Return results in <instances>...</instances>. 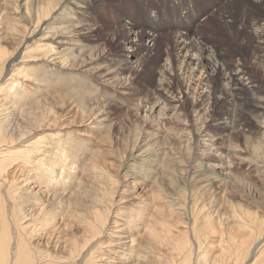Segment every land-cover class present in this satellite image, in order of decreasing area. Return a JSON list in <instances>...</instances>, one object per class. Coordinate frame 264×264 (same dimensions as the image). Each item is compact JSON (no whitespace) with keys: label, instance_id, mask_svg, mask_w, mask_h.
Returning <instances> with one entry per match:
<instances>
[{"label":"rangeland","instance_id":"rangeland-1","mask_svg":"<svg viewBox=\"0 0 264 264\" xmlns=\"http://www.w3.org/2000/svg\"><path fill=\"white\" fill-rule=\"evenodd\" d=\"M46 1H57L58 9L49 16L46 26L42 25L43 33L37 32L38 28H30L28 33L24 26H28L29 21L35 22L34 7L40 2L0 0V15L3 14L1 10H5L0 28H7L8 31V38L1 37L0 45L10 50L8 57L12 55L13 47L18 48L22 43L30 54L34 41L51 43L57 51L61 36L57 27L61 24L59 21L64 24L66 19L60 13L70 14L64 26L71 28L72 45L69 52L60 54L64 60L59 62V55L46 57L47 52L43 49L32 52L33 57H28L27 53L23 54L24 58H21L22 54L19 55L21 64L15 68H22L26 76L17 75V79L20 78L17 90L23 94L18 95L19 100L17 96L11 97L6 93L7 90L0 94L3 96L0 97V106L6 107L4 115L0 114V119L5 118L3 121L6 125H3L7 126L4 128L6 135H12L15 142L19 134L25 135L14 145L6 146L20 148L21 144H25L27 150L37 148L39 154L34 159L42 158L44 166L53 169L51 174L39 175L35 170L28 171L16 157L9 156L13 164L6 167L8 170L5 171V177L9 176L10 180L14 177L11 190L15 189L17 206L25 210L26 214H31V217L35 216L31 221L36 224L33 226L36 230L29 240L31 246L39 250L40 260L46 258L42 264L55 261L54 254L60 256L62 261L79 257L75 255L79 249L71 253L68 239L74 236L77 247H81L84 235L83 223L80 224L79 220L83 222L85 217L96 228L92 240L86 248L83 247L94 257L89 264H177L180 261L177 259L182 258L188 250H191L190 264H211L206 260L218 254L231 264H243L250 257L246 253L243 259L237 260L235 248L239 239L231 236H240L236 233H244L247 238L243 237L248 242L261 237L259 247L262 250L264 128L259 121L247 117L244 112L239 115L236 125L232 122L231 130L221 128L222 124L231 122L234 116L232 110L226 111L220 107L217 95L212 93V82H207L210 73L207 72L208 68L194 73L189 71L183 77L180 75L183 83H176L171 77L166 78L173 68L176 71L183 66L177 57L174 58L171 50L170 0H96L93 6L83 10L77 8L73 0ZM234 1L229 2L231 4ZM244 1L246 4L241 8L243 12L249 7L248 0ZM254 2L260 8L256 5L253 7L258 13L264 14V0ZM196 3L200 4L201 1ZM213 3L215 5L209 7V13L213 15L217 10L222 11L223 15L200 14L199 21L207 23L199 28L202 36L197 42L204 39L213 49L220 46L226 55L225 61L245 66L248 72L245 77L259 85L264 94V58L260 57L259 49L250 42L245 30L251 27L250 24H255L256 19H246V24H242L237 20L241 15L237 6L234 9L230 6L222 8L219 0ZM146 8L158 15V18H153L157 28L153 33L158 36L155 41H143L147 49L140 53L141 63L131 64L132 70L128 68L124 31L114 29L113 25L131 20L142 28L143 17L149 16ZM255 9L251 11L253 15L257 14ZM179 11L180 14L182 10ZM73 20L76 21L75 26H72ZM179 20L185 24L181 17ZM260 20L264 22V16ZM144 30L148 31L147 28ZM42 34L46 38L43 39ZM21 46L19 49L22 52ZM198 46L194 47L198 50ZM192 53L198 55L196 50ZM160 69L166 73L164 79H159ZM106 75H113L116 82L105 84L103 79ZM158 80H161L160 85ZM8 81L13 85L11 79ZM8 81H1L0 86ZM229 84L225 82L223 87H229ZM187 90L190 95L185 98ZM61 96L65 100H61ZM179 98L184 100L183 107L177 106L175 102ZM3 103H6L5 106ZM221 103L227 105V102ZM149 108L153 109L150 116L147 113ZM159 108L162 112L168 110L157 118L155 114ZM135 110L139 113L142 110L143 115L146 113L149 121L143 122L136 117ZM200 110L205 112L204 116L195 121L193 112ZM175 112L179 113L174 115L178 118L170 116ZM48 114L50 117H47ZM80 120L82 122H78ZM194 131L198 134H194ZM44 169L40 167L39 172H45ZM49 177L52 181L47 180ZM61 225H65V228ZM52 226L59 228L56 230ZM149 228L170 231L171 240L168 236L164 245L156 243ZM182 237L191 246L187 244L185 251L174 247ZM115 240L119 243H115L114 250L109 249V244Z\"/></svg>","mask_w":264,"mask_h":264},{"label":"bare ground","instance_id":"bare-ground-1","mask_svg":"<svg viewBox=\"0 0 264 264\" xmlns=\"http://www.w3.org/2000/svg\"><path fill=\"white\" fill-rule=\"evenodd\" d=\"M46 1V0H45ZM43 2V0H37V2H40L35 8V12H36V17H35V22L33 21H29L27 24L28 26H24L25 30H27V32L29 33V31L31 30L30 28H38L37 32L40 31V33L42 32L43 28L42 25L44 24V26H46L47 22H48V18L49 16L56 12L55 10L58 9V5L59 3H57V1L54 2ZM67 1V0H65ZM75 1V3L77 4V8L79 9H87L88 7H90L91 5L93 6L94 2L96 0H73ZM201 1L200 4H197L196 2ZM226 0H219L220 5H223V3ZM230 0H228L227 3H225L223 5L222 8H228L229 6L232 7L231 9H234L235 6H237L240 10H241V15L239 16V18L237 19L238 22H241L242 24H246V19L252 21V18L256 19V23L255 24H250L251 27H247L246 30V36H248L252 43H254L256 45V47L259 49V52L261 53L260 57L263 59L264 58V22H262L260 19L262 18V16H264L263 13H258V10L255 9L253 6L256 5V2H254V0H248V4L249 7L245 9V11H242V6H244L246 4V2L244 0H236L234 2H232L230 4L229 2ZM9 2V1H8ZM214 0H170V4H171V21H170V28L172 30V35L170 37L171 38V45H172V51H173V56L174 58L177 57L179 60V63L183 64V66L178 69V70H173L169 72V75L166 78H173L176 83H180L184 80L181 79L180 75L183 77L185 73L193 72L194 71H201L202 69L205 70V68H208L209 71L207 70V72L209 73L207 82L211 83L212 82V93H215L218 97L217 102L219 103L220 107H223L224 110L226 109V111L228 110H232V116L233 120L229 123H226V125L221 126V128H223L224 130H231L233 127V123L236 125L238 121V117L241 113H247V117L249 116L250 118H254L256 121L260 122V125L262 128H264V94L262 92V90H260L259 85H255L253 84L252 79H249L248 77H245L246 74H248L246 67L243 65H239V64H232L231 62H226L225 61V56L224 53L222 52V50L219 47H215L214 49L212 48V45H210L207 41H205L204 39H201L200 41L197 42L198 39L201 38L202 35H200L199 33V28H202V26L206 25V21H199L200 18V14L201 13H207L208 15H211V13H209V7H213L215 4L213 3ZM10 3V2H9ZM142 3V2H141ZM148 3V2H147ZM154 4V3H152ZM210 4H213L212 6H210ZM219 5V6H220ZM146 7V6H145ZM260 8V6H258ZM95 8V7H93ZM253 8V9H252ZM146 14H148L149 16H144L142 19V28L137 26V23H134L131 20H125L124 24H118L117 23L113 25L114 29L118 28L121 29L122 31H124L125 34V38H124V47L126 48V51L128 52L126 55V58L129 60L128 61V68L131 69L132 66L131 64L134 62L137 63H141L142 61V55L140 54L142 51L144 52L147 47L146 45L143 43V41H155L156 34H154L153 32L157 30V28L154 26V19H156V17L158 18V15L156 12L150 13L149 8H146ZM179 9L182 10L181 13H183L184 15H182L181 13L179 14L178 12ZM221 9V7L219 8ZM256 10L255 12H257V14L253 15L251 12L252 10ZM12 10V9H11ZM29 10V9H28ZM34 10V9H33ZM62 10V9H61ZM178 10V12H177ZM4 9L1 10V12L3 14L0 15V20H3V16L5 14ZM203 11V12H202ZM29 12V11H28ZM218 14L219 16L223 13L222 11H217L215 13H213V15ZM60 15L65 16V22H67L70 19V14L67 12H65L63 14V11H61ZM211 15V16H213ZM72 16V14H71ZM32 17V16H31ZM69 17V19H68ZM181 17V19L184 21L185 24H182L179 20V18ZM222 17V16H221ZM33 18V17H32ZM209 18V17H208ZM61 21L64 19H60ZM80 20V19H79ZM153 20V21H152ZM191 20V21H190ZM51 21V20H50ZM152 21V22H151ZM11 22V21H10ZM64 22V24H62V22L59 21V23H61L58 27H57V31L58 33L60 32V45L58 48V52L55 50V46H53L51 43L48 44H44L42 38L41 40L43 42H32L31 44H33V47H30L31 50L30 52H34V51H42L46 50L47 54H45L46 57H56L57 55H59L58 60L59 62L64 60V57L61 56L63 54H66L67 52L70 51L71 49V45H72V36H71V28L69 26L65 27L64 25L66 24ZM76 21L73 20V25L75 26ZM78 22V21H77ZM228 22V21H227ZM226 22V24H227ZM81 23V22H80ZM225 23V22H224ZM17 24V23H16ZM68 24H70L68 22ZM189 24H191L192 26H189ZM1 25V24H0ZM53 25V24H51ZM82 25V24H81ZM43 26V27H44ZM180 26H184L182 27V29H180ZM197 26V28L195 29V27ZM199 26V27H198ZM223 26V25H222ZM226 25H224L225 27ZM229 26V25H228ZM245 26V25H244ZM243 26V27H244ZM7 27V26H6ZM50 27V26H47ZM77 27V26H76ZM138 27V28H137ZM230 27V26H229ZM228 27V28H229ZM9 28V27H8ZM15 27H13L12 29H14ZM56 28V27H55ZM145 28L148 29V31L144 30ZM231 28V27H230ZM229 28V30H230ZM16 29V28H15ZM40 29V30H39ZM42 29V30H41ZM54 29V28H53ZM86 29V28H85ZM113 31V28H111ZM139 29V30H138ZM141 29V30H140ZM20 30V29H19ZM24 30V29H23ZM24 30V31H25ZM60 30V31H59ZM120 30V31H121ZM138 30V31H137ZM193 30V31H192ZM226 30V28H225ZM33 31V30H32ZM54 31V30H53ZM52 31V32H53ZM56 31V32H57ZM117 31V30H116ZM7 28L3 29L0 28V38L1 39H6L8 38L7 35ZM15 32V30H14ZM13 32V33H14ZM26 32V31H25ZM52 32H50L52 35H54ZM231 32V31H228ZM18 33V30H17ZM23 33V32H22ZM43 33V32H42ZM49 33V31L47 32ZM55 33V32H54ZM32 34V33H31ZM123 34V33H122ZM231 34V33H230ZM12 35V34H11ZM24 34H22L23 36ZM26 35V34H25ZM37 35V34H36ZM50 35V34H46L45 36ZM29 36V35H28ZM160 36V34H159ZM232 36V35H231ZM10 37V35H9ZM27 37V35H26ZM43 39L46 38L42 36ZM247 37V38H248ZM22 38V37H21ZM24 39V37H23ZM22 42V40H21ZM58 42V41H57ZM20 43V42H18ZM46 43V42H45ZM23 44V43H22ZM20 44L18 46V48H14L12 49V55L10 57L9 56V51L6 48H3L0 45V82L1 81H8L11 79L12 83H7V84H3L2 86H0V94L5 91L6 93L10 94L11 97L14 95L15 97L17 96V99L19 98L18 95H22L21 93L19 94L18 92V86L20 87V84L18 83L19 80L17 79V77L21 74L25 77L26 76V71L24 72V70L22 68H19L18 70H16L15 66L17 64H19L21 62H19L18 60V56L22 54L21 58H24L25 56H23V54L29 57L32 56V54H28V52L26 51L27 46ZM18 45V44H17ZM16 45V46H17ZM22 45V46H21ZM196 45H199V49L197 50V47H194ZM22 47V52L19 49V47ZM6 47V46H5ZM217 48V49H216ZM256 48V49H257ZM20 50V51H19ZM28 50V49H27ZM193 50L197 51L198 55H194L192 52ZM72 51V50H71ZM142 52V53H143ZM187 52H188V56H187ZM15 53V54H13ZM45 53V52H44ZM38 54V53H37ZM61 54V55H60ZM37 56V55H35ZM61 56V57H60ZM66 56V55H65ZM33 57V56H32ZM194 57H196V59H193ZM7 59V60H6ZM263 61V60H262ZM67 63V62H66ZM21 64V63H20ZM143 64V63H142ZM180 67V66H179ZM177 69V68H176ZM133 70V68H132ZM161 70V69H160ZM29 71V70H28ZM107 71V70H106ZM165 71V69H164ZM203 71V70H202ZM180 72V73H179ZM111 73V72H108ZM35 74V73H34ZM102 74V73H101ZM103 74H105L103 72ZM166 73L163 72V70L158 72L159 75V79L163 78L165 76ZM18 75V76H17ZM36 75V74H35ZM191 75V74H190ZM107 77L105 79H103V81L105 82V84L107 83H115V79L113 75H106ZM200 76V75H199ZM206 76H204L203 81H205ZM99 78V77H98ZM103 78V77H102ZM24 79V78H23ZM27 79V78H26ZM164 79V78H163ZM201 79V78H199ZM30 80V79H29ZM28 80V81H29ZM169 80V79H168ZM210 80V81H209ZM115 81V82H114ZM160 85V81L158 80ZM25 84H27V80L24 81ZM79 82V81H78ZM166 82V81H165ZM228 82L229 87L225 86L223 87V83ZM21 83V82H20ZM183 83V82H182ZM181 83V84H182ZM180 84V85H181ZM22 85V83H21ZM167 85V84H166ZM179 85V86H180ZM204 85V84H203ZM30 85H28L26 88H28ZM162 86V85H161ZM159 86V87H161ZM22 87V86H21ZM177 87V86H175ZM206 87L209 88L208 84H206ZM255 89H254V88ZM7 88V89H6ZM25 88V87H24ZM44 88V87H43ZM178 88V87H177ZM263 88V87H262ZM185 89V88H184ZM188 89V88H186ZM206 89V88H205ZM32 90V89H29ZM211 91V90H210ZM11 92V93H10ZM26 92V91H25ZM24 92V93H25ZM190 91H186V95L185 98L188 97V94ZM207 92V91H206ZM217 92H219V94H217ZM5 93V94H6ZM183 93V92H182ZM198 93V92H197ZM28 94V91H27ZM30 94V93H29ZM47 94V93H46ZM54 94V93H53ZM61 94V92H60ZM192 94V93H191ZM51 95V94H50ZM67 95V94H66ZM66 95H63L65 97H67ZM7 96V95H6ZM13 96V97H14ZM32 96V95H31ZM36 96V95H35ZM63 96H61V100H65L63 98ZM70 96V95H69ZM179 96V95H178ZM202 96V95H201ZM0 97H3L2 95H0ZM175 97V96H174ZM204 97V96H203ZM228 97V98H227ZM214 98V97H213ZM212 98V99H213ZM39 99V98H38ZM171 102H174L173 98ZM2 100V99H1ZM0 100V102H1ZM6 100V99H5ZM19 100V99H18ZM215 100V101H216ZM227 102V105H223L221 102ZM9 102V101H8ZM11 102V101H10ZM175 102L177 104V106H184V100H180L179 99H175ZM201 102V101H200ZM203 102V101H202ZM214 102V101H213ZM212 102V104H213ZM199 103V102H198ZM216 103V102H215ZM4 104V103H3ZM6 104V103H5ZM4 104V106H5ZM169 104V103H168ZM217 104V103H216ZM215 104V105H216ZM1 105V103H0ZM27 105V104H26ZM167 105V104H166ZM171 105V104H170ZM174 105V104H173ZM61 106H65V105H61ZM67 106V104H66ZM80 106V105H79ZM140 106V105H139ZM143 106V105H142ZM169 106V105H168ZM167 106V107H168ZM238 106V107H237ZM70 107V106H68ZM166 107V106H165ZM172 108H174L171 105ZM216 107V106H215ZM4 108L6 107H2L0 106V114L2 115ZM38 107H36L35 109L37 110ZM67 108V107H66ZM65 108V109H66ZM76 108V107H75ZM74 108V109H75ZM164 108V107H163ZM170 108V109H172ZM195 108V107H194ZM6 110V109H5ZM35 110V111H36ZM81 110V109H79ZM83 110V109H82ZM143 110V109H142ZM142 110L140 111V113L138 112V110H135V116L140 118L143 122L149 121L147 119H149V113L151 111H153L152 108H149V112H147L145 110V112L148 113L149 116H147V114L145 113L143 115ZM168 109H165L164 111H166ZM187 110V109H186ZM205 110V109H204ZM163 111V112H164ZM203 110L200 111H196L193 112L194 113V117L193 119L195 121H197L198 119L200 120L203 116L204 113L202 112ZM74 112V111H73ZM162 109H158L157 114H155V116H158L157 118H159L161 115H165L163 114ZM211 113V111H209ZM44 113V112H43ZM77 113V112H76ZM82 113V112H81ZM188 113V112H186ZM226 113V112H225ZM229 113V112H228ZM68 114V113H67ZM79 114V113H78ZM179 114V113H178ZM176 112L173 113L172 117H177L174 115H178ZM185 114V113H184ZM4 115V113H3ZM2 115V116H3ZM73 115V114H72ZM70 115V116H72ZM167 115V113H166ZM181 115V114H180ZM186 115V114H185ZM192 115V114H191ZM190 115V116H191ZM43 116V115H42ZM50 117V115L48 114L47 117ZM69 116V117H70ZM76 116V115H75ZM74 116V118H75ZM81 116V115H80ZM83 116V115H82ZM169 116V118H170ZM1 117V116H0ZM40 117V116H39ZM77 117V116H76ZM86 117V115H85ZM153 117V116H152ZM44 118V117H43ZM72 118V117H71ZM72 118V119H74ZM82 117H80L81 119ZM90 118V117H89ZM168 118V116H167ZM178 118V117H177ZM232 118V117H231ZM5 119V118H4ZM3 117L2 119H0V264H42V261H46V258L42 261L40 260V255L39 254V250L36 249L35 247H32L30 243L31 238L34 235V231L36 230V228L34 229L33 226H36V224L31 221L32 219H34L35 216L31 217V214L29 215L25 213V210H23L22 208H19L17 206V202H16V192L15 189L11 190L13 187V178L10 180V177L7 176L5 177V171L8 170L6 169V167L8 168V166L12 165L13 163H10L9 161V156H13L16 157L23 165L24 167L30 171V170H35L36 173H39V175L41 174H51V170L50 167L48 166H44V163L42 162V158H35L34 156L38 153L39 149L37 150L34 149L33 147L30 149H25V144H21V147L18 148V146H6V145H11L13 143H16L17 141H20V139L24 138V134H19L18 138L15 139L17 140L16 142L13 140L12 135H6L5 133V126L3 124L4 120ZM8 119V118H7ZM69 119V118H68ZM70 119V120H72ZM191 119V118H190ZM78 120V119H76ZM193 120V121H194ZM22 121V120H21ZM74 121V120H73ZM205 121V120H204ZM77 122V121H76ZM78 122H82L81 120ZM233 122V123H232ZM8 123V122H7ZM202 123V122H201ZM40 124V123H39ZM82 124V123H81ZM6 125V124H5ZM11 125V124H10ZM9 125V126H10ZM79 125V124H78ZM156 125V124H155ZM258 125V124H257ZM260 127V128H261ZM11 128V127H10ZM195 128V127H194ZM192 127V129H194ZM8 129V128H7ZM20 129V128H19ZM191 129V130H192ZM195 130V129H194ZM197 130V129H196ZM259 130V129H258ZM257 130V131H258ZM4 131V132H3ZM24 131V130H23ZM27 131V130H26ZM178 131V130H177ZM22 132V131H21ZM5 133V134H4ZM23 133V132H22ZM186 133V132H185ZM194 134H198L197 131H194ZM198 137V136H197ZM15 138V137H14ZM14 145V144H13ZM6 146V147H5ZM27 146V145H26ZM5 147V149H4ZM30 147V146H28ZM42 150V149H41ZM41 152V151H40ZM45 154V152H44ZM43 154V155H44ZM36 155V156H37ZM42 155V154H40ZM39 155V156H40ZM45 157V155H44ZM22 159V160H21ZM45 160V159H44ZM43 160V161H44ZM106 160V159H105ZM56 161V160H55ZM110 161V160H109ZM49 163V161H47ZM16 163V162H15ZM46 163V164H48ZM45 164V165H46ZM45 167V172L41 173L39 172V169ZM49 170V171H48ZM34 171V172H35ZM10 173V172H8ZM19 173V172H18ZM20 174V173H19ZM10 175V174H9ZM36 176V175H35ZM9 177V178H8ZM12 177V176H11ZM16 178V177H15ZM16 180V179H15ZM47 180H51L50 177ZM11 181V182H9ZM52 181V180H51ZM42 182V181H41ZM38 184V183H37ZM17 186V184H16ZM43 186V185H42ZM11 187V188H10ZM19 187V186H17ZM16 187V189H17ZM93 188V187H92ZM63 190V189H62ZM90 190V189H89ZM79 195V194H78ZM49 200V199H48ZM18 201V200H17ZM85 203V202H84ZM41 207V206H40ZM87 208V207H86ZM26 209V208H24ZM28 209V208H27ZM33 209V208H31ZM201 209V208H200ZM38 210V209H37ZM41 210V209H40ZM43 210V209H42ZM45 210V209H44ZM87 211V210H86ZM85 211V212H86ZM97 211V210H96ZM39 212V211H38ZM36 212V213H38ZM47 212V211H46ZM78 212V211H77ZM89 212V211H88ZM87 212V213H88ZM43 213V212H41ZM247 213V212H245ZM45 214V213H44ZM47 214V213H46ZM45 214V215H46ZM53 214V213H52ZM80 214H83L82 212ZM255 214V213H254ZM29 215V216H28ZM33 215V214H32ZM40 215V214H39ZM38 215V218H40ZM42 215V214H41ZM54 215V214H53ZM84 215V214H83ZM245 215V214H244ZM247 215V214H246ZM47 216V215H46ZM70 216L73 217V215L71 214ZM96 216V215H95ZM211 216V215H210ZM249 216V214H248ZM247 216V217H248ZM255 216L257 217V215L255 214ZM253 216V217H255ZM54 217V216H53ZM78 217V214L77 216ZM81 217H84L81 215ZM80 217V218H81ZM79 218V217H78ZM88 218V217H87ZM87 218L85 217V219L83 218V222L81 220L80 224L83 223L82 227V234L83 236V241H81L80 243H82L81 247H77V244L75 242L76 238L73 236H71V238L68 239L69 245L71 246V253L76 252L78 249L79 251H77V253L75 255H79V257L77 256V258H74L70 261H62L60 260V256L57 255H53L56 259L55 261H48L49 264H89L88 262L92 261L91 259L94 257L91 255L92 253H87V250L84 251V248H86V246L88 245V243L92 240V237L95 235L94 230L96 229L95 227H93L94 225L91 224V222H88ZM53 219V218H52ZM55 219V218H54ZM82 219V218H81ZM211 219V218H210ZM42 220V219H41ZM59 220L61 221V219L59 218ZM30 221L31 223L28 224L27 222ZM32 222L34 224H32ZM54 222V221H53ZM63 222V221H62ZM66 222V221H64ZM63 222V223H64ZM115 222V221H114ZM202 222V221H201ZM41 223V222H40ZM48 223V222H47ZM50 223V222H49ZM208 223V222H207ZM52 224V223H51ZM60 224V223H59ZM116 224V223H115ZM213 224V223H212ZM211 224V226H212ZM230 225V224H229ZM39 226V225H38ZM55 226V225H54ZM52 226V227H54ZM64 226L65 225H61ZM67 226V224H66ZM214 227V226H213ZM48 228V227H47ZM59 227H54L53 229H56ZM201 228V227H200ZM49 229V228H48ZM61 229V228H60ZM189 231V229H187ZM62 231V230H61ZM107 231V230H106ZM172 231V230H171ZM195 231V230H194ZM210 231V230H209ZM217 231V230H216ZM58 232V231H57ZM149 232L153 233L154 237H155V241L156 243H161V244H165V242H167V238L169 236L170 231L166 232L164 230H160L157 231L155 228H149ZM178 232V231H177ZM184 232V231H183ZM190 232V231H189ZM208 232V231H207ZM240 232V231H239ZM52 233V232H50ZM218 233V232H216ZM235 233V232H234ZM246 233V232H245ZM43 234V233H42ZM48 234V233H47ZM59 234V233H58ZM57 234V235H58ZM175 235V233H173ZM229 234V233H228ZM237 235L240 236H236V235H231L232 238L236 237L234 239H239L238 245L235 243V245H237V247L235 248V252L237 254V260H241L243 259V257L246 255V253H248V256L250 257L248 261H244L243 264H264V248L261 250L260 246V242L262 241L260 238H258V240L254 241V242H248L245 238H247L245 236L244 233L240 234V233H236ZM261 233V236H263ZM187 235V234H186ZM51 236V234L49 235ZM118 236V235H116ZM134 236V235H133ZM195 236V235H194ZM209 236V234L207 235ZM242 236V240L241 239ZM245 238H244V237ZM35 237V236H34ZM172 236H169V239ZM175 238V237H173ZM179 238V237H178ZM177 238V239H178ZM30 239V240H29ZM182 239V240H181ZM189 239V238H188ZM196 239V238H195ZM263 239V238H262ZM134 240V239H133ZM171 240V239H170ZM232 240V239H231ZM242 240V241H240ZM50 241V240H49ZM118 240H115L113 242H111L108 246L109 249H113L115 248V243H117ZM175 241V240H174ZM177 241V240H176ZM180 242L174 245V247H177L178 249H181L182 251L186 250V246L187 244V240H183V237L180 238L179 240ZM189 241V240H188ZM202 241V239H201ZM200 241V242H201ZM234 241V240H233ZM67 242V241H66ZM78 242V241H77ZM192 242V241H191ZM248 242V243H247ZM119 243V241H118ZM155 243V244H156ZM233 242H231L232 244ZM195 244V243H194ZM234 244V243H233ZM232 244V245H233ZM254 244V245H253ZM192 245V244H191ZM253 245V246H252ZM79 246V245H78ZM159 246V245H158ZM190 246V244H189ZM84 247V248H83ZM155 247V246H154ZM191 247V246H190ZM189 247V248H190ZM234 247V246H233ZM176 248V249H177ZM200 248V246H199ZM191 249V248H190ZM202 250V249H201ZM48 251V250H47ZM53 251V250H50ZM80 251L82 253H80ZM180 253V250H178ZM199 251V250H198ZM184 256L182 258L179 257L180 261H177L179 263L177 264H190V259H189V255L191 256V250L185 251L184 252ZM43 254V253H42ZM45 254V253H44ZM94 254V253H93ZM218 254V253H216ZM221 254V253H220ZM182 255V254H181ZM201 255V254H200ZM206 255V254H205ZM74 256V255H73ZM102 256V255H101ZM152 256V255H151ZM204 255H202L203 257ZM207 256V255H206ZM234 257V254L232 255ZM45 257V256H44ZM47 257V256H46ZM49 257H52L51 254H49ZM97 257V256H96ZM165 257V256H164ZM226 257V256H225ZM63 258V257H62ZM177 258V257H176ZM208 258V256H207ZM223 256H213L212 259H207V261H210L211 264H231V262H227V259H223ZM248 258V257H247ZM49 260H51V258H48ZM102 259V258H100ZM197 259V258H196ZM206 259V258H204ZM233 259V258H232ZM245 259V258H244ZM58 260V262H57ZM234 260H236V258L234 257ZM96 261V260H95ZM157 261V259H156ZM176 261V260H175ZM230 261V260H229ZM94 262V260H93ZM92 262V263H93ZM226 262V263H225ZM47 263V262H45ZM95 263V262H94ZM93 263V264H94ZM99 263V262H98ZM154 263V262H153ZM176 263V262H175ZM197 263V262H196ZM48 264V263H47ZM102 264V263H99ZM140 264V263H139ZM237 264V263H236ZM241 264V263H240Z\"/></svg>","mask_w":264,"mask_h":264}]
</instances>
